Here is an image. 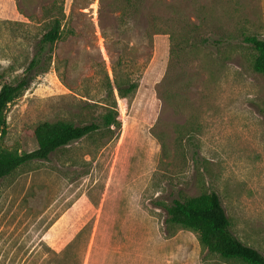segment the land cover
Returning <instances> with one entry per match:
<instances>
[{"label": "rangeland", "instance_id": "1", "mask_svg": "<svg viewBox=\"0 0 264 264\" xmlns=\"http://www.w3.org/2000/svg\"><path fill=\"white\" fill-rule=\"evenodd\" d=\"M243 34L264 39V0H0V86L26 83L0 151L35 150L44 121L115 117L0 178V264H43L81 230L82 264H244L165 222L208 192L264 255V78Z\"/></svg>", "mask_w": 264, "mask_h": 264}, {"label": "trees", "instance_id": "2", "mask_svg": "<svg viewBox=\"0 0 264 264\" xmlns=\"http://www.w3.org/2000/svg\"><path fill=\"white\" fill-rule=\"evenodd\" d=\"M60 27L61 21L54 19L39 41L40 48L52 45L59 39ZM242 41L255 52L252 68L264 78V39L243 34ZM25 85V81H21L17 85L2 84L0 86V138L6 132L4 110ZM135 87V84H131L127 92H131ZM114 119V113L108 112L101 117L100 123L91 122L84 125L62 121L39 123L33 131L36 141L35 150L20 154L0 151V178L9 175L27 162L48 160L49 155L57 149L89 136L101 127L108 128ZM165 222L193 232L201 247L224 260H237L244 264H264L262 253L241 242L231 232L229 219L215 192L200 193L182 200H174L166 209ZM82 233L83 230L59 252L46 249L43 264H82L84 252V249H80Z\"/></svg>", "mask_w": 264, "mask_h": 264}]
</instances>
